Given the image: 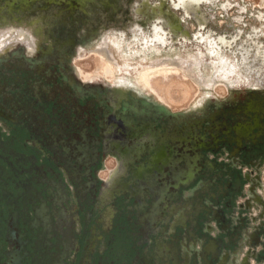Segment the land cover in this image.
Returning a JSON list of instances; mask_svg holds the SVG:
<instances>
[{
    "label": "flooded vegetation",
    "instance_id": "1",
    "mask_svg": "<svg viewBox=\"0 0 264 264\" xmlns=\"http://www.w3.org/2000/svg\"><path fill=\"white\" fill-rule=\"evenodd\" d=\"M204 1L186 14L180 0H0V30L23 32L33 47L17 43L0 60V264H264V217L246 235V218L238 227L228 217H163L176 188L218 173L207 152L226 155L230 173L264 162V42L254 28L218 26ZM53 24L58 36L45 37ZM82 29L83 44L106 42L116 60L111 45L159 51L198 40L212 58L204 87L248 92L216 97L190 135L170 128L180 112L147 88L76 80L68 63ZM233 174L240 186L253 181ZM223 184L230 195L233 182ZM167 221L182 223L173 240Z\"/></svg>",
    "mask_w": 264,
    "mask_h": 264
},
{
    "label": "rangeland",
    "instance_id": "2",
    "mask_svg": "<svg viewBox=\"0 0 264 264\" xmlns=\"http://www.w3.org/2000/svg\"><path fill=\"white\" fill-rule=\"evenodd\" d=\"M138 1L140 0H136V2ZM198 1L200 0H180L184 6L186 14L191 12L189 6H195ZM224 5H230L231 8L228 12L224 9ZM200 7L208 12V17H211L210 9L213 10L212 13H214L215 19L212 21H214L218 26L225 27L229 23H232V29L244 27L245 31H251V28H254L252 38L264 42V0H216L214 3L207 0L202 2ZM242 7L245 8L244 12L241 11ZM237 17H242V23L234 21ZM0 27L4 26L0 24ZM7 28L15 30V32L20 30L18 29L20 27H18L17 23H11L7 25ZM189 28L191 29V32H194L195 24L191 22L189 24ZM58 29L59 27L54 24L51 26H43V33L45 37H49L51 36L52 31L56 37L58 36ZM77 36L79 38L76 42L79 46H77L76 51L74 50L75 52L73 53L72 59L68 63V68L72 70L71 73L74 75L76 80L81 81L82 83L92 82L94 83V86H98L101 87L102 90H106L110 85V80L107 76L111 78L114 76L116 77V75H119V73L122 72V69L123 73L132 71L131 75H126L137 84L134 76L135 71H138V69L139 71H147L152 66L155 68L159 67L158 70L154 69V74L157 76V82H155L158 87L156 86L157 89H150V91L152 90L151 92L155 94L153 98L154 100H157L155 98L157 97L160 101L168 105L170 112H180V116H177V119L170 120L169 127L174 128L178 126L184 133L189 135L192 133V119L200 117L201 120L204 121V119L207 118V114L210 113L212 104L216 101V97L221 98L227 95L244 96L248 92L245 89L238 92L233 91L230 88H225L222 84H218L212 89L204 87L205 85H208V87L212 86V83H209L210 80H208L211 78V75H213V68L211 66L212 58L209 56L205 44L199 42L198 40L186 41L183 43L177 42L172 45L161 47L159 51L143 50L139 52L142 47L121 45L122 57L125 58L123 61V59H121L122 57H119L120 52L118 49L121 50L119 45H114L118 47V49L111 45V48L113 49L111 51L118 58L116 60L111 57L110 50L108 49L109 46L106 42L102 45V47L98 46V43L96 44V42L83 44L86 36L85 29H82ZM10 41L11 43L18 42L25 44L30 50L33 49L29 40L25 38V34H23V32H17V34H15L10 30H0V60L1 54L4 52L7 53L6 46L8 45L7 48H9L8 43ZM48 41H46L44 45L42 44V48L51 44L50 40ZM6 43L7 45H5ZM3 45H5V47H3ZM59 47H61V50L64 49L63 46ZM199 53L204 56L206 55L204 62H202L201 57L194 56ZM15 54L17 56L26 55L25 52H17ZM180 56L181 58L177 59ZM143 58H148V60L142 61ZM126 59L134 61L131 63L130 60ZM151 59L156 60L151 61ZM100 61L104 63L102 64V71L99 67ZM108 64L110 66H107ZM103 65H105V69H103ZM198 69L199 71L201 70L202 75L207 79V81L202 75H200L199 71L197 72ZM220 70L228 73L234 72L232 69H228L227 66H223ZM161 72L164 73L161 74ZM140 73L142 74L143 72ZM85 76H89L91 80L88 78L85 79ZM137 85L139 87L141 86L140 84ZM145 91L146 90H141L143 94H147ZM257 94L261 97L264 96L263 92H259ZM198 103H202V107L204 108L201 112L197 111L195 108ZM191 112H195L196 114ZM214 155L215 154L207 152V156L210 159L214 158L218 161V164H220L218 167V173L213 176L212 172L211 174L204 172L199 180V184H194L192 186L186 185L181 189L176 188L174 192L171 193L174 201L171 202L172 204L170 206L173 208V212L170 213V210H167L163 217H174L177 221L183 219V217H228L231 222L236 224L238 227L240 225V221L246 218L247 224L246 227L243 228L244 234L246 235L247 229L248 232L256 231L258 228L255 226L256 223H254V218L264 217V162L259 167L250 165L242 168L237 165L233 169L232 173H230L229 170H227V166L229 165L228 157L226 155H218L217 157H214ZM235 171H239L242 178L245 175L251 174V180L256 183L253 181L252 183L250 181L247 182L245 181V178H243L242 185L240 186V184L236 182L235 174H233ZM226 181H232L234 184V188L231 189L230 195L227 194L225 184H223V182ZM237 183L240 186L239 188L237 187ZM253 187H255V190ZM258 196L263 199V203L258 202ZM180 201L183 202L181 205ZM217 213L219 215H217ZM177 221H167L166 226H164L166 227L168 236L171 240H173L174 235L179 229H181L180 227L182 226V223ZM159 225L160 226L156 229V232H160L159 230L162 229L161 223Z\"/></svg>",
    "mask_w": 264,
    "mask_h": 264
},
{
    "label": "bare ground",
    "instance_id": "3",
    "mask_svg": "<svg viewBox=\"0 0 264 264\" xmlns=\"http://www.w3.org/2000/svg\"><path fill=\"white\" fill-rule=\"evenodd\" d=\"M149 3V2H148ZM160 6V5H159ZM189 9H190V11H194V8L193 7H191V6H189ZM165 11H167V10H165ZM159 14V13H158ZM173 15V14H172ZM176 22V21H175ZM180 22V21H179ZM18 42H13V43H11V41L8 43L9 44V48H7L8 47V45H7V43L5 44V45H7L6 46V52H8L9 50H11L16 44H17ZM5 45H3V47H5ZM4 50V49H3ZM1 52H2V50H1ZM5 53V52H4ZM4 53H2V54H4ZM100 58H102V57H100ZM102 64H104V63H102L101 61L99 62V67H100V70L102 69ZM107 66H110L109 64L107 65ZM118 66V65H117ZM105 67V65H103V69H105L104 68ZM111 67H112V65H111ZM113 68V67H112ZM124 68V67H123ZM107 69V68H106ZM154 69L155 70H158L159 69V67H150V69H148L147 71H139V69H138V71H135V81L137 82V84H140L142 87H144V88H149V90L150 89H157V85H156V75L154 74ZM114 70V69H113ZM117 70V69H116ZM102 71V70H101ZM105 71V70H104ZM110 71V70H109ZM152 71V72H151ZM171 71V70H170ZM116 72V71H115ZM131 72L132 71H128V73H123V69H122V72L121 73H119V75H116V77H115V79H114V77L113 78H111V77H108L107 76V78L110 80V82L111 83H113V85L114 86H121V87H125L126 86V84H130V83H132V80L130 79V78H127L125 75L126 74H129V75H131ZM140 72H143L142 74L140 73ZM159 72V71H158ZM157 72V73H158ZM104 73V72H103ZM102 73V74H103ZM107 73V72H106ZM110 73V72H109ZM160 73V72H159ZM164 73V72H163ZM162 72H161V74H163ZM82 74H83V71H82ZM117 74V73H116ZM86 75H87V73H86ZM112 75H113V72H112ZM167 76H168V73H167ZM171 76V75H170ZM179 76H180V74H179ZM106 77V76H105ZM85 79H91L89 76H85L84 77ZM179 79V78H178ZM108 80V81H109ZM114 80V81H113ZM203 80V79H202ZM156 81V82H155ZM173 81V80H172ZM180 83V82H179ZM184 83V82H183ZM135 84V83H134ZM157 86V87H156ZM163 86V85H162ZM166 86V85H165ZM208 86V85H207ZM210 86V85H209ZM136 87V86H135ZM161 87V86H160ZM139 88V87H138ZM136 89V88H135ZM167 89V88H166ZM116 90V89H115ZM137 90V89H136ZM152 91V90H151ZM154 91V90H153ZM156 91V90H155ZM158 91V90H157ZM165 91V90H164ZM159 92V91H158ZM113 93V92H112ZM156 93V92H155ZM165 93V92H164ZM111 94V93H110ZM139 94V93H138ZM160 94H162V93H160ZM182 95V94H181ZM128 96V95H127ZM115 97V96H114ZM113 97V98H114ZM159 97H160V95H159ZM111 99V98H110ZM168 99V98H167ZM123 101V100H122ZM170 102V101H169ZM168 102V103H169ZM167 103V104H168Z\"/></svg>",
    "mask_w": 264,
    "mask_h": 264
},
{
    "label": "clouds",
    "instance_id": "4",
    "mask_svg": "<svg viewBox=\"0 0 264 264\" xmlns=\"http://www.w3.org/2000/svg\"><path fill=\"white\" fill-rule=\"evenodd\" d=\"M31 51V50H30Z\"/></svg>",
    "mask_w": 264,
    "mask_h": 264
}]
</instances>
